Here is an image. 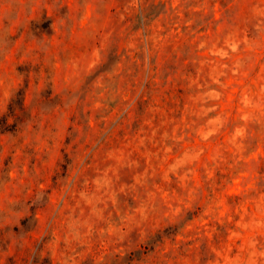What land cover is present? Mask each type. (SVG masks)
<instances>
[{"label": "rangeland", "instance_id": "1", "mask_svg": "<svg viewBox=\"0 0 264 264\" xmlns=\"http://www.w3.org/2000/svg\"><path fill=\"white\" fill-rule=\"evenodd\" d=\"M0 264H264V0H0Z\"/></svg>", "mask_w": 264, "mask_h": 264}]
</instances>
